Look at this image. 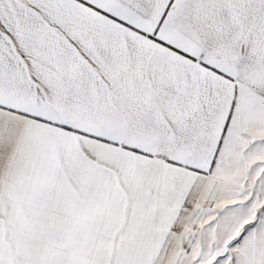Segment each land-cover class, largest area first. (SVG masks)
<instances>
[{"label": "snow or ice", "instance_id": "1", "mask_svg": "<svg viewBox=\"0 0 264 264\" xmlns=\"http://www.w3.org/2000/svg\"><path fill=\"white\" fill-rule=\"evenodd\" d=\"M0 264H264V0H0Z\"/></svg>", "mask_w": 264, "mask_h": 264}]
</instances>
